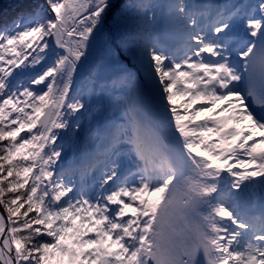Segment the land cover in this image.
<instances>
[{"label": "snow or ice", "instance_id": "6c2138e0", "mask_svg": "<svg viewBox=\"0 0 264 264\" xmlns=\"http://www.w3.org/2000/svg\"><path fill=\"white\" fill-rule=\"evenodd\" d=\"M0 264H264V0H0Z\"/></svg>", "mask_w": 264, "mask_h": 264}, {"label": "rangeland", "instance_id": "374dc122", "mask_svg": "<svg viewBox=\"0 0 264 264\" xmlns=\"http://www.w3.org/2000/svg\"><path fill=\"white\" fill-rule=\"evenodd\" d=\"M220 103H224V102H220ZM195 106V105H194ZM225 113H221V115H224ZM203 115H206V113L205 114H203Z\"/></svg>", "mask_w": 264, "mask_h": 264}]
</instances>
